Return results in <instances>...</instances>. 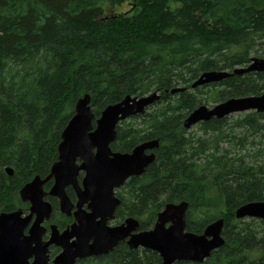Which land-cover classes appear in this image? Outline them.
<instances>
[{"label": "trees", "instance_id": "trees-1", "mask_svg": "<svg viewBox=\"0 0 264 264\" xmlns=\"http://www.w3.org/2000/svg\"><path fill=\"white\" fill-rule=\"evenodd\" d=\"M263 45L264 0H0V213L28 211L20 190L50 173L79 98L91 96L98 118L128 95L158 91L145 114L118 124L111 144L131 152L160 140L157 159L117 190L115 222L133 216L149 229L167 203L187 201V229L203 233L223 217L225 243L203 262L175 264H264V220L235 215L243 204L264 201V112L197 124L207 137L184 126L202 104L264 92V71L192 88L205 71L247 66L252 52L264 58ZM178 86L187 89L172 93ZM47 199L51 220L66 227L72 218L57 198ZM79 264L162 258L121 242Z\"/></svg>", "mask_w": 264, "mask_h": 264}, {"label": "water", "instance_id": "water-1", "mask_svg": "<svg viewBox=\"0 0 264 264\" xmlns=\"http://www.w3.org/2000/svg\"><path fill=\"white\" fill-rule=\"evenodd\" d=\"M254 71H264L263 57L253 56L249 65L238 66L233 71H205L192 83V88ZM186 89L178 86L172 93ZM159 98L158 91L143 96L128 95L108 105L98 118L90 105L89 94L78 99L75 114L62 132L59 157L50 173L46 177L36 175L20 190L22 201L30 203L28 213L23 208L0 213V264H77L85 258L109 254L121 242H126L130 249L142 247L159 253L162 264L203 262L225 243L223 217L211 222L203 233L187 229V201L167 203L149 229H141L139 219L133 216L111 224L121 204L117 190L131 177L146 171L157 159L156 149L160 146L157 138L141 142L131 152L115 151L111 144L117 138V126L131 116L145 114ZM248 111L264 112V92L231 97L212 106L202 104L185 118L184 126L189 129L213 118ZM7 170L12 175L13 168ZM50 179L54 183L46 190L45 184ZM68 186L78 196L75 211ZM47 196L58 198L60 211L73 215L74 222L64 230L56 223L50 224V234L45 239L48 228L44 224L53 213V204ZM235 215L264 220V201L243 204ZM52 245L60 247L61 252L51 260Z\"/></svg>", "mask_w": 264, "mask_h": 264}, {"label": "rangeland", "instance_id": "rangeland-1", "mask_svg": "<svg viewBox=\"0 0 264 264\" xmlns=\"http://www.w3.org/2000/svg\"><path fill=\"white\" fill-rule=\"evenodd\" d=\"M128 8V7H127ZM259 47V46H258ZM263 48H264V45H263ZM251 56L253 57V56H259V57H261L260 55H257L256 54V52H252V54H251ZM210 106H212V105H214V103H210L209 104ZM243 113H245V112H243ZM238 114H240V113H234V114H232V115H235V117H233V119L235 120L236 118H237V115ZM139 115V114H138ZM134 116H136V115H134ZM131 117H133V116H131ZM131 117H129L128 119H126L127 121H134V119L133 118H131ZM233 119H231L230 121L233 123L234 122V120ZM125 121V120H124ZM189 131L190 132H193L195 135H197V136H204V137H207L208 135L207 134H205L202 130H200V127H199V125H195V126H193V127H191V128H189ZM240 131L239 130H237V133H239ZM241 133V132H240ZM257 141H259V139H257ZM263 154H264V152H263ZM84 175V172L83 171H81L80 172V175H79V178H81L82 176ZM52 180V185H53V183H54V180L53 179H50L49 181H51ZM48 181V182H49ZM47 182V183H48ZM46 183V184H47ZM45 184V185H46ZM52 185H51V187H52ZM50 187V188H51ZM46 190H50V189H46ZM46 199H47V197H46ZM27 204H29V206H30V203L27 201ZM16 210V209H15ZM28 210H29V207H28ZM25 211V210H24ZM25 212H27L28 213V211H25ZM61 212V211H60ZM62 213V212H61ZM53 214V213H52ZM63 215H66V214H64V213H62ZM51 219H52V217H51ZM50 219V220H51ZM51 221H53V220H51ZM51 221H49V223L51 222ZM74 222V221H73ZM73 222H71V224L73 223ZM52 223H55L54 221L53 222H51V224ZM111 223L112 224H117L115 221H111ZM45 224H47V221L45 222ZM44 224V225H45ZM57 224V223H56ZM48 226V225H47ZM48 228V227H47ZM46 238H48L49 237V234H50V229H48L47 230V232H46ZM142 248V247H141ZM138 249H140V248H138Z\"/></svg>", "mask_w": 264, "mask_h": 264}, {"label": "flooded vegetation", "instance_id": "flooded-vegetation-1", "mask_svg": "<svg viewBox=\"0 0 264 264\" xmlns=\"http://www.w3.org/2000/svg\"><path fill=\"white\" fill-rule=\"evenodd\" d=\"M83 176H84V175H83ZM83 176H82L81 178H79L80 181H82ZM69 191L71 192V194L69 193ZM67 192H68V194H69V196H70L72 202H73L74 205H75V207L73 208V211H75V210L77 209L76 205H77V202H78V196H77V193H76L75 189H74L72 186H68V187H67ZM52 197H54V196H52ZM54 198H56V197H54ZM57 199H58V198H57ZM58 203H59V200H58ZM59 209H60V208H59ZM85 209H87V206H85ZM65 216L72 218V221H71V222L74 221V216H73V215H72V216L65 215ZM49 221H51V220H49ZM49 221H47V224H45V226L48 225V226H47L48 229H49L50 224H51V222H52V221H51V222L49 223ZM114 221H115V219H114ZM71 222H70L69 224H67L66 227H64V228H60V229H61V230H64L65 228H67V227L71 224ZM121 223H122V222H121ZM111 224H112V223H111ZM117 224H119V223H117ZM58 226H59V225H58ZM46 235H47V234H45V239H47V238H46V237H47ZM125 243H126V242H125ZM54 246H55V245L50 246V251H49V253H50L51 260H52V259H53L58 253L61 252V248L58 247V246H55V247H58V248H59V251L53 256V255H52V248H53ZM89 258H93V257H89ZM89 258H85V259H83V260H86V259H89ZM80 261H82V260H79L77 264H79Z\"/></svg>", "mask_w": 264, "mask_h": 264}]
</instances>
